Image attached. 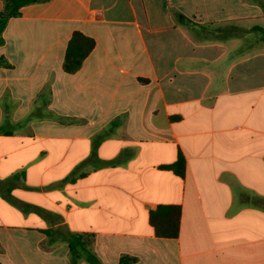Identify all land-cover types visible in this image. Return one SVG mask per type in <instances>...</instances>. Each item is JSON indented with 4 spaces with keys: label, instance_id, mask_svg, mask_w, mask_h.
Listing matches in <instances>:
<instances>
[{
    "label": "crops",
    "instance_id": "obj_1",
    "mask_svg": "<svg viewBox=\"0 0 264 264\" xmlns=\"http://www.w3.org/2000/svg\"><path fill=\"white\" fill-rule=\"evenodd\" d=\"M0 56V264H264V0L36 2Z\"/></svg>",
    "mask_w": 264,
    "mask_h": 264
},
{
    "label": "trees",
    "instance_id": "obj_2",
    "mask_svg": "<svg viewBox=\"0 0 264 264\" xmlns=\"http://www.w3.org/2000/svg\"><path fill=\"white\" fill-rule=\"evenodd\" d=\"M4 8L0 11V43L3 41V32L12 17L21 15L23 6L43 2L47 0H3ZM96 45L93 37L84 34L82 31L77 30L70 38L66 54L64 58L63 68L66 72H76L83 65L86 57L91 53ZM0 64L10 65L5 57L0 56ZM168 167L174 168L176 173L184 175L185 173V159L180 156L178 161L169 165ZM181 210L178 206H159L153 210L150 215V221L155 226L156 232L159 236L173 237L178 235L180 230ZM78 240H82L83 235L74 234ZM84 244V243H83ZM134 258L124 255L121 258L120 264H129Z\"/></svg>",
    "mask_w": 264,
    "mask_h": 264
}]
</instances>
